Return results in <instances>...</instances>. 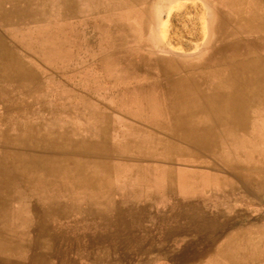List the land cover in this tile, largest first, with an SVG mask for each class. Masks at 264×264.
I'll use <instances>...</instances> for the list:
<instances>
[{
	"label": "crops",
	"instance_id": "1",
	"mask_svg": "<svg viewBox=\"0 0 264 264\" xmlns=\"http://www.w3.org/2000/svg\"><path fill=\"white\" fill-rule=\"evenodd\" d=\"M66 1H73L78 12L59 19L52 14L42 26L12 27L6 32L19 53L20 71L15 68L14 82L31 85L29 94L25 92L29 98H34L33 84H38L37 97L51 102L47 106L30 103L25 109L30 110L31 116H48V120L58 121L49 126L60 130L61 139L47 129L44 132L51 139L53 135L59 138L56 141L61 146L56 147L65 152L74 148L81 158L72 162L64 155L52 156L59 159L53 167L57 174L52 177L53 186L50 190L38 191L33 158L37 152L32 151L33 148L24 147L23 150L19 135L26 126L22 128L21 120L19 123L15 120L13 157L29 153L30 161L24 163L30 165L25 173L29 174L31 186L24 188L25 191L16 189L11 197L6 190L0 189V223L3 226L0 245L6 240L2 235L4 228L20 223H142V227L148 228L153 222L179 223V230L173 234L180 244L175 264H264L261 216L264 96L260 92L254 98L250 93L234 92L236 83L247 86L250 81H232L228 69L229 66H254L263 58L264 28H259L261 19L258 16H264V0H208L209 3L200 0L215 12V15L201 18L226 21V27L221 30L214 28V24L209 27L210 34L217 37L207 41L209 60L211 58L213 65L216 55L212 52L217 50L218 58L227 68L221 79L205 80V85L222 84L220 95L214 99L210 92L199 95L196 76L185 78L182 75L181 66L185 69L197 65V54L166 55L165 44H135L132 38L125 44H118L117 40L114 43L111 39L108 42L103 37L117 35L119 31L111 32L97 26L106 18L101 10L89 14L92 8L89 9L83 0ZM166 2L152 0L154 6H151V0L139 1L144 12L142 18L153 19L154 8L157 13H164ZM134 4L126 5L127 18H134ZM173 4L174 7L182 5L183 0H173ZM47 8L49 14L54 10L50 4ZM58 20L61 26L54 27ZM243 20H246L245 25ZM127 28L126 36L133 37L134 28ZM141 30L142 34H147L149 29ZM20 36H29L33 41L23 43ZM44 36L54 38L47 40ZM171 68L173 72H166ZM103 85H109V109H103V96L107 94ZM249 87L242 90L251 89ZM13 95L14 113L21 119L23 95L18 90ZM198 98L205 101L206 108L198 107ZM68 142L78 145L72 148ZM20 156L16 160L21 167ZM41 157L44 161L51 156L44 152ZM87 162L95 169L94 173L88 170L79 174L78 183L70 189L64 177L68 168ZM19 173L22 175L21 170ZM5 208L8 213H2ZM5 216L9 219H3ZM143 234L162 235L160 231ZM22 238L20 235L8 237V243L13 246H9L8 251L4 248L5 252L0 248V264L32 263L35 255L31 254V241H25L30 253L21 255L13 251ZM47 238L51 236L45 235L44 239Z\"/></svg>",
	"mask_w": 264,
	"mask_h": 264
},
{
	"label": "rangeland",
	"instance_id": "2",
	"mask_svg": "<svg viewBox=\"0 0 264 264\" xmlns=\"http://www.w3.org/2000/svg\"><path fill=\"white\" fill-rule=\"evenodd\" d=\"M31 1L33 5L31 6L29 4L27 6L29 8V9L27 8V12L23 10L24 14L21 13H20L21 15L18 14V18H21L22 20L30 15L29 17L31 18V21L29 23L25 22L22 25H18L19 27L17 28H24V29L34 28V27L42 26V24H45L46 21L48 22V20H50V14L48 13V8L46 9V11H44L45 8L49 6L50 0H34V1L30 0L28 2ZM22 4H27V3L22 2ZM166 4L167 5L164 13L159 14L157 13L158 10L154 8L153 10L154 13H152L153 19H148V20L143 19L142 13H138V12L133 13L134 14L133 19L127 18L128 13L125 10L126 6H123L124 8H122L121 11H119L118 13L123 17V19L120 21L122 22V24H124L123 25L124 27L134 28V36L127 37L124 31H119L117 35L106 36L103 37V39L105 40L108 39V42L110 39L112 40V42H115V40L120 39V40H124L125 43V42H130L129 40L132 38L133 43L135 44H139V43L158 44L160 42V44H165L166 55L180 54L183 56L184 55L195 56V54H197L198 61L202 62L204 60L203 62H205L203 68L207 70L211 69L213 65L209 60L210 49L207 41H211L214 38L217 39V37L212 36L210 34L211 30H209V27L212 28V23L215 25L219 22V20H215L214 22V20L212 19L207 20L201 17H205L207 14L215 15V12L213 11L211 12V10H209V6L200 0H192V1L183 0V4L175 5L176 7H174L173 0H167ZM3 6L5 5H3V3H0V8L1 7L3 8ZM151 6H154V4H152V0H151ZM140 8H142L141 4L139 3L134 4V11H140ZM187 8L189 9V11ZM28 12H30L31 14H28ZM12 17L14 16L12 15V13H10V18ZM40 20H45V21L41 22ZM57 23H60V20L56 21L53 24V26L60 27L61 25ZM142 28L149 29L147 30V34H142L143 33L141 30ZM8 30H6V28L3 27L0 19V43L2 41L3 43L14 45L11 37L7 34L8 32H6ZM20 38H22V40H20L21 42H31L29 36H20ZM43 38L48 40L54 37L44 36ZM185 45H187L188 47H186ZM16 49L17 48L14 46L9 47L8 45H6L0 50V70H1L0 71V84H1L0 85V137L5 136V139H8L9 136H12L11 140L14 135L13 128L16 119H18V122H20L21 120V124L23 123L22 124L23 127L24 125L27 127V125H29L31 122L33 123L38 122L39 120L48 117L37 114H34L32 117L30 114V110L25 109L24 107H28L30 103L36 104L38 106L41 105L40 103H42L43 106H47L48 104L50 105L51 103L50 101H47V99H40L37 97L36 93L38 90V84L35 85L33 84V90L35 91V92L33 91L34 94L33 97L35 99L29 98L28 96L26 97L25 95L26 93H29V91L32 89L31 85H26V84L20 85L17 83L15 84L14 76H13V71H14L13 62L16 61L17 63L16 69L18 66H20L18 62L19 53L16 51ZM207 57L208 60H206ZM18 71H20L19 67H18ZM209 86L210 84L205 85L207 89ZM108 87L109 85H103V88L107 90V94L103 96L105 97L103 100L104 102L103 109H109L110 101L108 98L109 97ZM16 90H18V92L19 91L22 92L23 95L22 101L24 100L22 102L23 109H22L21 119H19V116L17 117L15 115L13 109V96H14L13 94ZM8 119L11 120L9 121ZM0 140H1L0 143H2L3 141L1 138ZM10 146L11 148L9 149L12 150L13 143ZM263 175H264V164H263ZM262 184H263V188H262L263 205H262L261 216L263 217L264 216V178L262 180ZM262 223H264V217L262 218ZM65 226L67 227V229L69 228L70 230L67 231L66 229L65 231L66 228ZM149 226H150L149 228L142 227V223H73V224L72 223H20V225L18 226H7L4 228L2 235L5 236L6 240L5 242L2 241L0 248H3V252H5L4 248H6V251H8L7 250L8 247L13 246L12 244L8 243L10 242V240H8V237L10 236L18 237L20 235L21 237H23L22 241L20 243L16 242V248L13 249V251H17V252L19 251L21 255H26V253H30L29 251H27L29 249L26 248L28 245L25 243V241H31L32 243L30 246L33 249L31 254L33 253L35 255L32 256L33 260L31 264H175V256L177 253L176 250L178 249V247H180V244L174 240L173 234L179 230L180 228L179 223H150ZM159 226L160 228H158ZM70 227L72 228V230ZM159 230L162 233L161 236L158 235L144 236L143 234L146 231H150L149 233L153 234V233H157ZM64 233L65 235H67L66 237L64 236ZM45 235H50L51 239L48 238L44 239ZM155 237L158 241L155 239ZM71 239H73L72 240V242L74 241L73 243L71 242ZM81 239L83 240L82 242L79 241ZM125 240H128L130 242H127ZM76 241H79L84 245ZM127 243L129 244L131 243V244L129 245ZM85 244L86 246L88 244L89 245L85 247ZM70 245L72 247L71 249L72 251L70 250ZM63 249L65 250L63 251ZM75 254L77 257L75 256Z\"/></svg>",
	"mask_w": 264,
	"mask_h": 264
},
{
	"label": "bare ground",
	"instance_id": "3",
	"mask_svg": "<svg viewBox=\"0 0 264 264\" xmlns=\"http://www.w3.org/2000/svg\"><path fill=\"white\" fill-rule=\"evenodd\" d=\"M19 1H21V2H19ZM28 1H30V0H0V3H3V5H5V6H3V8L1 7L0 8V19H1V24L3 25V27H5L6 28V30H8L9 28H12V27H15V28H17V27H19L18 25H22L23 23H25V22H30L31 21V18L28 16V17H26V16H24V17H26V18H24L23 20L21 19V18H18V14H24V11L23 10H25L26 12H27V6L30 4L31 6L33 5V3H32V1L31 2H28ZM34 1V0H33ZM69 1V0H68ZM85 3H86V6L87 7H89V9H91L88 13L89 14H94V13H96L97 12V10H101L100 12H102V14L103 15H105L106 16V18H103V20L102 21H99V23L97 24V26H99V27H101V28H103V29H106L107 31L108 30H111V32L113 31V30H118V31H126L128 28L127 27H124L123 25L124 24H122V22L120 21V20H122L123 19V17L121 16V15H119L118 13H119V11H121V9L122 8H124L123 6H126V5H128V4H130L131 2H133V3H138L139 1H141V0H111V2H105V0H83ZM233 1V0H232ZM22 2H26L27 4H22ZM207 2H208V0H207ZM251 2V1H250ZM50 6H52V8L54 9L53 10V12H51L50 13V16L52 15V14H54V16L55 15H57V17L58 18H61L62 16H64L65 14H68V15H71L72 13H77L78 11H77V7H76V4H73V1H71L70 3H67V1L66 0H50ZM162 3H164V1L162 2ZM167 3V2H166ZM209 3V2H208ZM230 3V2H229ZM248 3V2H247ZM46 4V3H45ZM189 4V3H188ZM188 4H187V6H188ZM167 5V4H166ZM243 5V4H242ZM241 5V6H242ZM249 5V4H248ZM247 5V6H248ZM255 5V4H254ZM227 6V5H226ZM247 6H244V7H247ZM30 7V6H29ZM163 7V6H162ZM190 7V6H189ZM229 7V6H228ZM231 7V6H230ZM45 8V7H44ZM44 8H42V9H44ZM93 8H95V9H93ZM96 8H98V9H96ZM100 8V9H99ZM165 8V7H164ZM207 8V7H206ZM237 8V7H236ZM248 8V7H247ZM256 8V7H255ZM29 9V8H28ZM184 9V8H183ZM188 9V8H187ZM191 9V8H190ZM217 9V8H216ZM58 10V11H57ZM222 10V9H221ZM228 10V9H227ZM32 11V10H31ZM35 11V10H34ZM44 11H46V8H45V10ZM57 11V13H55ZM96 11V12H95ZM188 11H189V9H188ZM202 11V10H201ZM134 12H138V13H142V16L144 15V12L142 11V9L140 8V11H133V13ZM176 12V11H175ZM196 12V11H195ZM212 12V11H211ZM230 12H232V11H230ZM239 12V11H238ZM246 12H247V10H246ZM10 13H12V15L14 16V17H12V18H10ZM34 13H36V12H34ZM178 13V12H177ZM186 13H187V11H186ZM194 13V12H193ZM229 13V12H228ZM245 13V12H244ZM20 14V15H21ZM28 14H31L30 12H28ZM184 14V13H183ZM226 14V13H225ZM85 15H86V13H85ZM195 15V14H194ZM210 15V14H209ZM213 15V14H212ZM240 15V14H239ZM43 16V15H42ZM197 16H198V14H197ZM242 16V15H241ZM189 17V16H188ZM220 17V16H219ZM260 17V19H261V23H260V25H259V28H264V16L262 15V16H258V18ZM214 18V17H213ZM191 19V18H190ZM207 19V18H206ZM216 19V18H215ZM215 19H214V22H215ZM29 20V21H28ZM39 20V19H38ZM192 20V19H191ZM254 20V19H253ZM141 21V20H140ZM172 21V20H171ZM244 21H246V20H243V23H244ZM184 24H186V23H184ZM213 24V23H212ZM127 25V24H126ZM244 25H245V23H244ZM222 27H226V21H222V20H220V18H219V22H218V24L217 25H214V28H217V29H220L221 30V28ZM245 27V26H244ZM254 27V26H253ZM177 28V27H176ZM230 28V27H229ZM235 28V27H234ZM247 28V27H246ZM21 30V29H20ZM254 30V29H253ZM248 32V31H247ZM204 33V32H203ZM240 33V32H239ZM246 33V32H245ZM36 35V34H35ZM231 36V35H230ZM234 36V35H233ZM194 37V36H193ZM222 37V36H221ZM224 37V36H223ZM229 37V36H228ZM6 38V37H5ZM160 38V37H159ZM263 38V37H262ZM215 39V38H214ZM223 39H225V38H223ZM255 39V38H254ZM157 40H158V38H157ZM160 40V39H159ZM161 40H162V38H161ZM188 40V39H187ZM256 40V39H255ZM30 41H33V40H30ZM126 41V40H125ZM253 41V40H252ZM261 41V40H260ZM7 42V41H6ZM158 42V41H157ZM172 42V41H171ZM214 42V41H213ZM237 42V41H236ZM244 42V41H243ZM24 43V42H23ZM115 43V42H114ZM116 43H122V44H125L124 43V40H117L116 41ZM212 44V43H211ZM239 44V43H238ZM259 44V43H258ZM6 45H8L9 47L10 46H13V44H11V45H9L8 43L6 44V43H3L2 41H1V43H0V50L4 47V46H6ZM145 45V44H144ZM209 45V44H208ZM164 46V45H163ZM225 46V45H224ZM229 46V45H228ZM230 47V46H229ZM232 47V46H231ZM234 47V46H233ZM163 48V47H162ZM225 48V47H224ZM264 48V45H263V47H262V49ZM160 49V48H159ZM227 49V48H226ZM223 50V49H222ZM244 50V49H243ZM224 51V50H223ZM239 51V50H238ZM213 55L215 56L214 57V64H213V66L211 67V69H209V70H207V69H204L203 68V65L205 64V62H197V65H195V64H193L192 65V67L190 68V67H188V68H185L184 69V67H182L181 66V68L183 69V71H184V73L182 74V75H184L185 76V78L186 77H188V76H196V79H197V91H198V93H199V95L200 94H206L205 92H210L211 94H210V96H212L213 97V99L214 98H218V96L220 95V91H222V84H216V83H212L211 82V84H210V86H209V90L206 88L205 89V80H206V78H211V79H221L226 73H223V70H224V68H226L225 67V65H223V62H221V60H220V58H218L219 57V54H218V51L217 50H214L213 52ZM220 53V52H219ZM237 54V53H236ZM241 54H242V52H241ZM228 55V54H227ZM227 55H226V57H227ZM262 56H263V58L260 60V61H258L254 66L253 65H244V66H236V67H233V66H229V70H230V76L231 77H233V78H231V80L232 81H235V82H238L239 80H240V82L244 79L245 81H247V80H249L250 82V84H247V86H244L243 85V83L242 84H238V83H236V86H237V88H234L235 89V91L234 92H238V93H240V91L241 92H246V93H250V96L251 97H257L258 95V92H260V94H261V96H264V54L262 53ZM259 57V56H258ZM222 59V58H221ZM178 60V59H177ZM206 60H208V57H207V59ZM210 60H211V58H210ZM165 62V61H164ZM207 63V62H206ZM13 64H14V70H15V66H16V61L15 62H13ZM162 64H164V63H162ZM167 64V63H166ZM176 65V64H175ZM180 65H181V63H180ZM199 65H200V67H199ZM177 66V65H176ZM178 67V66H177ZM179 69H180V67H179ZM182 69H180V70H182ZM195 69H196V71H195ZM227 69V68H226ZM176 70V69H175ZM1 71V70H0ZM166 71V70H165ZM168 71H170V72H173L174 71V69H167V71L166 72H168ZM188 71H191V72H188ZM207 74V75H206ZM13 75H14V71H13ZM173 77V76H172ZM172 77H171V79H172ZM10 79V78H9ZM24 79V78H23ZM180 79H182V78H180ZM38 80V79H37ZM184 80V79H183ZM185 81H186V79H185ZM188 81V80H187ZM41 82V81H40ZM173 82V81H172ZM176 82V81H175ZM33 83V82H32ZM187 83V82H186ZM186 83H184V84H186ZM3 84V83H2ZM16 84V83H15ZM15 84H13V85H15ZM19 84V83H18ZM40 84V83H39ZM1 85V84H0ZM35 85V84H34ZM39 86V85H38ZM189 86V85H188ZM248 86H251V87H249V88H251V89H246V90H242V88H244V87H248ZM5 87V86H4ZM43 87V86H42ZM191 87V86H190ZM189 87V88H190ZM6 88V87H5ZM37 88V87H36ZM178 88V87H177ZM15 89V88H14ZM30 89V88H29ZM41 89V88H40ZM28 90V89H27ZM45 90V89H44ZM187 90H188V88H187ZM183 91V90H182ZM35 92V91H34ZM218 92H219V94H218ZM8 93V92H7ZM25 93V92H24ZM174 93H176V92H174ZM178 93V92H177ZM183 93V92H182ZM195 93V92H194ZM27 94H29V93H27ZM188 94V93H187ZM3 95V94H2ZM199 95H197V96H199ZM241 95V94H240ZM38 96V95H37ZM27 97V96H26ZM185 97H186V95H185ZM22 99V98H21ZM35 99V98H34ZM194 100V99H193ZM251 100V99H250ZM259 99H257V101H258ZM24 101V100H23ZM22 101V102H23ZM33 101V100H32ZM163 102V101H162ZM203 102H205L204 100H202V98H198V107L199 108H206V105L203 103ZM215 102H217V101H215L214 100V103ZM259 102V101H258ZM18 103V102H17ZM29 103V102H28ZM187 103V102H186ZM213 103V102H212ZM211 103V104H212ZM254 103H256V102H253V104ZM23 104V103H22ZM169 104V103H168ZM185 104V103H184ZM218 104V103H217ZM163 105V104H162ZM205 105V106H204ZM240 105V104H239ZM241 106V105H240ZM251 106V105H250ZM258 107V106H257ZM25 108V107H24ZM164 108V107H163ZM194 108V107H193ZM250 108V107H249ZM190 109V108H189ZM168 110H169V108H168ZM172 110V109H171ZM186 110H187V108H186ZM39 111V110H38ZM7 112V111H6ZM5 112V113H6ZM172 112V111H171ZM178 112V111H177ZM4 113V112H3ZM9 113V112H8ZM29 113V112H28ZM36 113V112H35ZM26 114V113H25ZM252 114V113H251ZM7 115V114H6ZM9 115V114H8ZM29 115V114H28ZM6 117V116H5ZM27 117H29V116H27ZM31 117V116H30ZM33 117V116H32ZM21 118H22V116H21ZM37 118V117H36ZM9 120V119H8ZM7 120V121H8ZM11 120V119H10ZM9 120V121H10ZM42 120V119H41ZM105 120H108V118H106ZM6 121V120H5ZM32 121H35V120H32ZM51 120H48L47 119V117L45 118V119H43L41 122H32L31 124H34V125H32V126H30V125H27V127H25V125H24V127L26 128V129H24L23 128V126H21L23 129H22V132H21V134L19 135V138L21 137V143H22V147H23V150H24V147H26V149H30V148H33L32 149V151H34V152H37L36 154H33L34 155V157L33 158H35V171H36V175H37V184H35L36 185V189L38 190H42V189H44V190H50V188L53 186L52 184H53V182L54 181H52V177L54 176V175H57V174H55L56 173V171H54V166H56V161L57 160H59L58 158H53L52 156H61V155H64V156H67L68 158V160H70V161H72V162H75V161H79L78 159H80L81 157L79 156L80 154L79 153H76V151H75V149L73 148V145H74V147L76 146V145H78L76 142H68L69 143V145L70 146H72V150H69L70 152H65L66 150H63V149H61V148H59V147H56V146H61V143H58L56 140H58L59 138L61 139L62 138V133L60 132V130L58 129V130H53V129H55V127H53V126H49L50 125V123H52V124H57V122L58 121H56V120H53V121H51ZM131 121V120H130ZM249 121V120H248ZM59 122H61L60 120H59ZM19 123V122H18ZM11 124V123H10ZM23 124V123H22ZM38 124H39V127L37 128V126H38ZM60 125V124H59ZM128 125H130V124H128ZM132 125V124H131ZM9 126V125H8ZM51 127V128H50ZM131 127H133V126H131ZM260 127V126H259ZM9 128V127H8ZM7 128V129H8ZM32 129H37L36 131H31ZM47 129V130H46ZM94 129V128H93ZM49 131V133L52 135L53 133H54V135L55 134H57L58 135V137L59 138H54V135H53V137H52V139L50 138V136H47V134H46V132H44V131ZM70 130V129H69ZM102 130H103V127H102ZM130 130V129H129ZM51 131V132H50ZM262 131V130H261ZM120 132L122 133V131H121V129H120ZM131 132V131H130ZM130 132H128V134L130 133ZM127 133V132H126ZM125 133V134H126ZM132 133V132H131ZM5 134V133H4ZM177 134V133H176ZM173 136V135H172ZM177 136V135H176ZM11 137L12 136H9L8 137V139H5V136L3 137H0L1 139H2V143H3V145L2 146H0V189H4V190H6V193L11 197V196H13L14 195V193H15V191H17L16 189H19V188H22V189H24V188H29L31 185H30V183H31V181L29 180V174H26L25 172H27L28 171V169H26V167H28V166H30V165H26L25 163H26V161H30V158L28 157V156H30L29 155V153L27 152V153H24L22 156H20L21 158L20 159H22V166L20 167V165H19V163H18V158H19V156L17 157V156H15V159H14V157H13V155H15L14 154V152H13V150H8L9 148H11V146L10 145H12V143L14 142V135H13V138H12V140H11ZM264 138V137H263ZM179 140V139H178ZM45 141H48V143H45ZM184 141V140H183ZM0 142H1V140H0ZM186 142V141H185ZM111 143V142H110ZM170 144V143H169ZM105 145V144H104ZM175 145V144H174ZM190 145V144H189ZM143 146V145H142ZM191 146H193V145H191ZM18 147V146H17ZM16 147V148H17ZM133 147H134V145H133ZM170 148V147H169ZM175 148V147H174ZM100 149V148H99ZM112 149V148H111ZM200 149V148H199ZM110 150V149H109ZM168 150V149H167ZM137 151V150H136ZM44 152H47V153H49L50 154V158H48V159H46V160H44V161H42V157H41V153H44ZM87 152V151H86ZM89 152H91V151H89ZM98 152V151H97ZM177 152H178V150H177ZM100 153V152H99ZM128 153V152H127ZM169 153H170V151H169ZM206 153V152H205ZM89 154V153H88ZM98 154V153H97ZM96 154V155H97ZM103 154V153H102ZM90 155V154H89ZM49 156V155H48ZM138 157V156H137ZM141 157V156H140ZM150 157V156H149ZM152 157V156H151ZM17 159V160H16ZM142 159H144V158H142ZM152 159V158H151ZM198 159V158H197ZM149 160V159H148ZM168 161V160H167ZM170 161V160H169ZM25 162V163H24ZM78 163V162H77ZM73 164V165H71L67 170L69 171L67 174H63L64 175V177L66 178L65 180H67L68 181V183H69V185H68V187L70 188V189H72L74 186H76V183H78V181H79V179H80V177H78L79 176V174H84V173H86L88 170H91L92 171V173H94V170L95 169H93V168H90V167H92V166H90L89 167V162H87V164H85V165H79V164ZM130 163V162H129ZM142 163V162H141ZM101 164V163H100ZM138 164V163H137ZM32 165V164H31ZM99 165V164H98ZM131 165V164H130ZM213 165V164H212ZM141 166V165H140ZM139 166V167H140ZM195 166H197V165H195ZM96 167V166H95ZM99 167V166H98ZM86 168V169H85ZM107 168V167H106ZM105 169V168H104ZM103 169V170H104ZM107 169H110V168H107ZM135 170H136V168H134ZM20 170H21V172H22V175H19L20 173ZM34 170V169H33ZM141 170V169H140ZM131 171H134V170H132L131 169ZM109 172V171H108ZM112 172V171H111ZM128 172V171H127ZM62 175V176H63ZM127 176H128V174H127ZM224 176V175H223ZM222 176V177H223ZM254 176V175H253ZM227 177V176H226ZM262 179H263V177H262ZM75 181V182H74ZM35 183V182H34ZM253 184V183H252ZM62 186V185H61ZM66 188V187H65ZM69 188H68V190H69ZM134 188H137V187H134ZM54 189V188H53ZM67 189V188H66ZM140 190H141V188H139ZM38 190V191H39ZM52 190V189H51ZM60 190V189H59ZM22 191V190H21ZM24 191H25V189H24ZM30 191V190H29ZM132 191V190H131ZM235 191V190H234ZM36 192V191H35ZM34 192V193H35ZM239 192V191H238ZM16 193H18V192H16ZM30 193V192H29ZM142 193V192H141ZM20 192H19V196H20ZM55 194V193H54ZM169 194V193H168ZM247 194V193H246ZM46 195V194H45ZM48 195H50L51 196V194H48ZM53 195V194H52ZM254 195V194H253ZM41 196V195H40ZM1 197V196H0ZM39 197V196H38ZM42 197V196H41ZM137 197V196H136ZM169 197V196H168ZM174 197H175V195H174ZM222 197V196H221ZM238 197V196H237ZM134 198V197H133ZM140 199H142L141 197H139ZM226 198V197H225ZM224 198V199H225ZM234 198V197H233ZM241 198V197H240ZM249 198V197H248ZM9 199H11V198H9ZM13 199V198H12ZM19 199V198H18ZM21 199V198H20ZM138 199V198H137ZM215 199V198H214ZM221 199V198H220ZM223 199V198H222ZM228 199V198H227ZM236 199V198H235ZM251 199V198H250ZM34 200V199H33ZM139 200V199H138ZM219 200V199H218ZM230 200H232L231 198H230ZM256 200H258V199H256ZM134 201V200H133ZM137 201V200H136ZM143 201V200H142ZM253 201V200H252ZM247 202V201H246ZM258 202V201H257ZM139 203H141V202H139ZM137 204V203H136ZM229 204V203H228ZM150 205V204H149ZM147 206V205H146ZM227 207V206H226ZM216 208V207H215ZM219 208V207H218ZM142 209V208H141ZM262 211V210H261ZM2 213H8V208H5L4 209V212H2ZM1 213V214H2ZM11 213H13L14 214V212H13V210H11ZM39 213V212H38ZM144 213V212H143ZM157 214V213H156ZM231 214V213H230ZM136 216H137V214H135ZM250 215V214H249ZM99 217V216H98ZM264 217V216H263ZM262 217V218H263ZM79 218V217H78ZM78 218H74V219H76V220H78ZM80 218H82V217H80ZM83 218H85V217H83ZM82 218V219H83ZM94 218H96V216L94 217ZM3 219H9V217H3ZM37 219V218H36ZM71 219V218H70ZM73 219V218H72ZM73 219V220H74ZM97 219V218H96ZM260 219V218H259ZM77 222V221H76ZM76 222H74V223H76ZM55 223V222H54ZM64 223V222H63ZM72 224H73V221L71 222ZM78 223V222H77ZM154 223V222H153ZM5 225H8V223H4ZM145 224V223H144ZM261 224V223H260ZM77 225V224H76ZM84 225V224H83ZM134 225V224H133ZM132 225V226H133ZM9 226V225H8ZM3 226L1 225V223H0V229L2 228ZM66 227V226H65ZM233 227V226H232ZM248 227H249V225H248ZM63 228V227H62ZM71 228V227H70ZM147 228V227H146ZM158 228H160V226L158 227ZM66 229H67V227L65 228V231H66ZM68 230H70L69 228L67 229V231ZM71 230H72V228H71ZM140 230V229H139ZM149 230V229H148ZM246 230H247V227H246ZM160 231V230H159ZM158 231V232H159ZM253 231V230H252ZM72 232V231H71ZM75 232H76V230H75ZM74 232V233H75ZM147 232V231H146ZM150 232V231H149ZM230 232V231H229ZM67 233V232H66ZM73 233V234H74ZM81 233H83V232H81ZM76 234H77V232H76ZM75 234V235H76ZM241 234V233H240ZM69 235V234H68ZM71 235V234H70ZM226 235V234H225ZM230 235V234H229ZM257 235V234H256ZM64 236L66 237L67 235H65V233H64ZM151 236V235H150ZM149 236V237H150ZM156 236V235H155ZM191 236V235H190ZM232 236V235H231ZM241 236V235H240ZM239 236V237H240ZM261 236V235H260ZM61 237V236H60ZM78 237H81V236H78ZM184 237H185V235H184ZM234 237V236H233ZM259 237V236H258ZM64 238V237H63ZM158 238V237H157ZM190 238V237H189ZM242 238V237H241ZM253 238V237H252ZM256 238V237H255ZM262 238V237H261ZM1 239V238H0ZM69 239V238H68ZM74 239H75V237H74ZM155 239H156V237H155ZM161 239V238H160ZM229 239H230V237H229ZM257 239V238H256ZM4 240V239H3ZM65 240V239H64ZM63 240V241H64ZM72 240L73 239H71V242H72ZM86 240V239H85ZM101 240V239H100ZM157 240V239H156ZM163 240H165V239H163ZM219 240V239H218ZM233 240V239H232ZM231 240V241H232ZM63 241H62V243H63ZM67 241H70V240H67ZM79 241H83L82 239L81 240H79ZM79 241H76V242H79ZM125 241H127V242H130V241H128V240H125ZM132 241H134V240H132ZM154 241V240H153ZM158 241V240H157ZM228 241V240H227ZM248 241V240H247ZM262 241H263V239H262ZM4 242H5V240H4ZM74 242V241H73ZM72 242V243H73ZM81 242H79V243H81ZM93 242V241H92ZM162 242H164V241H162ZM234 242V241H233ZM242 242V241H241ZM250 242V241H249ZM256 242H257V240H256ZM68 243V242H67ZM89 243V242H88ZM115 243V242H114ZM229 243V242H228ZM264 243V242H263ZM82 244V243H81ZM87 244V243H86ZM86 244H85V247H87L86 246ZM91 244V243H90ZM93 244V243H92ZM111 244V243H110ZM119 244H120V242H119ZM127 244H129V243H127ZM131 244V243H130ZM129 244V245H130ZM151 244V243H150ZM253 244H255V242L253 243ZM45 245V244H44ZM64 245V244H63ZM82 245H84V244H82ZM125 245H126V242H125ZM258 245V244H257ZM62 246V245H61ZM73 246V245H72ZM93 246V245H92ZM161 246V245H160ZM245 246V245H244ZM259 246V245H258ZM119 247V246H118ZM89 248H90V246H89ZM124 248V247H123ZM129 248H132V247H129ZM136 248V247H135ZM175 248V247H174ZM72 249V247H71V245H70V250ZM102 249V248H101ZM125 249V248H124ZM178 249H179V247H178ZM5 250V249H4ZM65 249H63V251H64ZM108 250V249H107ZM72 251V250H71ZM70 251V252H71ZM131 251V250H130ZM174 251V250H173ZM247 251V250H246ZM264 251V250H263ZM69 252V253H70ZM90 252V251H89ZM94 252V251H93ZM248 252V251H247ZM172 253H174V252H172ZM211 253V252H210ZM90 254V253H89ZM92 254V253H91ZM121 254V253H120ZM123 254H124V252H123ZM132 254V253H131ZM141 254V253H140ZM209 254V253H208ZM247 254V253H246ZM170 255V254H169ZM217 255V254H216ZM2 256V255H1ZM75 256H76V254H75ZM121 256V255H120ZM154 256V255H153ZM213 256V255H212ZM67 257H68V255H67ZM72 257V256H71ZM77 257V256H76ZM101 257H102V255H101ZM137 257V256H136ZM158 257V256H157ZM168 257V256H167ZM209 257V256H208ZM1 258H4V257H1ZM79 258V257H78ZM91 258V257H90ZM132 258V257H131ZM138 258V257H137ZM136 258V259H137ZM152 258V257H151ZM154 258V257H153ZM160 258V257H159ZM164 258H166V257H164ZM216 258V257H215ZM5 259H7V258H5ZM12 259V258H11ZM86 259V258H85ZM101 259V258H100ZM135 259V260H136ZM158 259V258H157ZM206 259H208V258H206ZM205 259V260H206ZM216 259H218V258H216ZM2 260V259H1ZM89 260V259H88ZM96 260V259H95ZM142 260V259H141ZM213 260V259H212ZM154 261V260H153ZM218 261H220V260H218ZM133 262V261H132ZM155 262V261H154ZM173 262V261H172ZM101 263H103V262H101Z\"/></svg>",
	"mask_w": 264,
	"mask_h": 264
}]
</instances>
